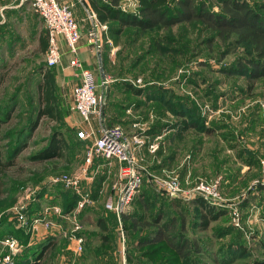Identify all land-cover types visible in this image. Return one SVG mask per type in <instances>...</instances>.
Returning <instances> with one entry per match:
<instances>
[{
    "label": "rangeland",
    "instance_id": "obj_1",
    "mask_svg": "<svg viewBox=\"0 0 264 264\" xmlns=\"http://www.w3.org/2000/svg\"><path fill=\"white\" fill-rule=\"evenodd\" d=\"M205 1L214 12L220 10L219 0ZM246 1L257 7L264 0ZM124 2L123 8L129 4L128 8L134 9L131 0ZM18 3L28 4L23 0H0V257L6 250L1 244V221L8 217L16 224V206L35 198L47 185L48 177L81 167L79 154L76 160L70 155V144L60 157L38 159L33 155L47 144L56 129L69 128L66 138L73 147L80 146V153L87 144L77 134L84 123L79 117L64 120L61 115L55 121L36 115L37 84L41 68L47 67L45 52L34 41L32 22L37 16L30 4L34 14L29 16L30 25L21 19L8 22ZM110 29L114 40L108 43L109 50L103 44L100 52L93 51V70L105 103L109 100L106 91L113 95L117 114L111 123L120 125L129 140L138 142L132 143L134 152L147 167L163 165L160 172L181 177L190 163L188 176L193 181L221 176V193L232 205L201 229L197 209L190 200L166 196L151 186L163 197L150 204L149 200L148 209L143 210L137 192L125 210L141 211L148 217L161 199L167 204L163 218L178 216L182 208L188 226L186 235L197 240L199 250L192 248L187 257H179L168 248L152 252L156 246L136 248L132 240L138 232L123 225V241L120 229L110 242H97L91 235L80 252L74 250L68 235H54L55 242L62 239V243L51 253L48 248L41 264H123V253L125 264H155L164 262L165 257L168 264H264V187L258 186L264 174V77L250 86L244 71L235 67L240 58L252 55L251 48L237 43L234 36L220 40L199 22L157 26L147 31L127 28L120 34L115 33L112 24ZM2 30L11 34L8 39L15 34L20 42L13 40L10 45L8 39L1 41ZM50 69L56 71L54 67ZM61 106L58 110L62 113ZM177 107L183 111L192 109V117L204 118L213 131L179 132V118L174 113ZM163 124L173 125L165 136L161 133L166 125L159 132H150L152 127ZM221 124L230 130L217 129ZM224 132L231 136L226 137ZM150 141L156 147L152 151ZM224 178L233 180L227 183ZM46 201L41 199L40 203ZM100 213H86L89 231Z\"/></svg>",
    "mask_w": 264,
    "mask_h": 264
},
{
    "label": "trees",
    "instance_id": "obj_2",
    "mask_svg": "<svg viewBox=\"0 0 264 264\" xmlns=\"http://www.w3.org/2000/svg\"><path fill=\"white\" fill-rule=\"evenodd\" d=\"M87 1L100 22H112L116 34L122 33L125 28L147 31L157 26L169 28L178 23L199 22L211 30L220 40H226L234 36L237 43L247 44L252 52V55L239 59L235 66L236 69L244 71L243 73L250 82V86L258 78L264 77V1L257 7H253L246 0H219L220 10L218 12L211 10L205 0H135L136 5L133 10L128 7L123 8L125 0ZM40 40L42 51H46L48 44L46 33L45 36L40 37ZM40 73L41 78L37 84L38 108L36 115L37 117H46L58 121L62 116L58 110L54 74L49 67H45V69L42 67ZM108 94L107 90V97ZM106 104L107 100L105 106ZM174 113L179 118V123L176 124L179 125V132L188 129L197 130L198 132L213 131V126H207L204 123V118H198L199 116H197V119H195L192 117L194 115L192 109L183 111L180 107H177ZM104 122L107 125L115 124L106 119H104ZM164 125H166L164 129L173 127L171 124H163L159 127H152L150 132L154 133L156 130L159 132ZM66 148L69 149V144L65 132L56 129L50 134L47 144L33 157L38 159L60 157L63 156ZM70 149L73 150L74 147L71 146ZM161 167L157 165L148 168L153 172L161 173ZM151 186L152 184L144 178V182L138 191L137 196L143 210L144 208L148 209L147 203L149 200L150 204L152 200L155 202V200L163 197L154 192L152 190L153 186ZM258 186L264 187L261 184ZM50 193L54 195L53 198L48 197ZM34 199L27 201L25 214L28 221L40 210L41 199H46L49 204H60L64 212L71 210L76 203V195L70 189L61 186H56L54 190H49L45 186ZM164 200H160L159 207L149 212L148 217H145L141 211L135 212L137 210L134 209L123 210L119 215L121 226L124 225L123 228H128L132 232H138L132 240L135 241L134 246L136 248L151 245L156 246L151 252L160 248H168L173 250L175 255L179 257H187L192 248L199 250L197 240L187 237L186 214L182 208H179V205L176 206L179 208L178 216L169 215L163 218V209L167 205L166 200ZM190 201L197 209L198 225L201 229H205L210 221L225 213L226 208L211 205L202 198L198 197ZM14 217V223L16 222V224L10 222L8 217L1 221V240L8 235H12L23 244L22 250L14 255L13 264H41L40 259L45 255L48 248L51 253L52 250L58 249L61 245L62 239L58 243L55 242L54 238L56 236L52 233H47L38 243L28 244L30 233L26 232L25 228L19 225L17 217ZM97 223L100 231L105 232L100 243L113 240L114 235L108 231L105 219L99 216ZM126 233L128 232L125 231V236ZM6 251L7 248L4 252ZM167 260L168 258L165 257L164 262L157 261L155 264H168L165 262ZM142 264L153 263L142 262Z\"/></svg>",
    "mask_w": 264,
    "mask_h": 264
},
{
    "label": "built area",
    "instance_id": "obj_3",
    "mask_svg": "<svg viewBox=\"0 0 264 264\" xmlns=\"http://www.w3.org/2000/svg\"><path fill=\"white\" fill-rule=\"evenodd\" d=\"M23 1H27L32 6L43 22L48 39L45 51V64L47 67L50 68L62 62L63 51L60 37L65 40L67 51L71 55L68 63L78 70L79 78L78 83L72 87L71 109L77 112L84 122L85 126L80 128L77 134L80 139L87 142L83 165L75 172L61 174L50 179V183H60L64 188L70 189L76 195L74 207L64 212L57 204H47L28 221L25 214L27 201L19 204L15 208V216L19 221V225L24 227L26 232L36 231L38 225L54 231L55 228L60 227V222L52 219L51 214H57L61 219L68 221L70 225V229L63 231L62 235L69 236V239L74 243L76 252L82 251L84 238L80 234L82 224L79 214L90 203L91 195L90 191L83 187L81 182L94 158L115 160L118 164V172L112 183V189L116 193L115 199L109 198L105 202V208L112 210L116 214L122 241L124 236L119 215L125 210L133 195L140 190L144 178L159 193L169 197H178L186 201L199 197L211 205L222 208L232 205L221 193V176H217L212 180L197 179L193 181L189 176L181 178L178 175L166 174L164 171L161 173L153 172L141 162L142 159L134 152L132 143L138 142L129 140L120 125H107L104 122L101 117V109L105 104V94L99 88L100 86L97 83L94 72L90 68L85 67L78 56L81 32L73 9L77 3L86 2L87 0ZM131 4L134 8L136 1L131 0ZM128 5H125V8L129 7ZM86 13L90 20L85 32L86 41L96 52H100L103 45L102 34L107 29V26L99 21L95 11L88 4H86ZM93 117L98 121L97 128L92 125ZM148 147L151 151L156 148L152 143ZM258 184L264 185V174ZM233 213L235 216L236 212L234 211ZM1 244L7 248V251L1 254L0 264H13L14 255L22 250L23 244L12 235L3 238ZM122 258L123 264H125L124 253Z\"/></svg>",
    "mask_w": 264,
    "mask_h": 264
},
{
    "label": "crops",
    "instance_id": "obj_4",
    "mask_svg": "<svg viewBox=\"0 0 264 264\" xmlns=\"http://www.w3.org/2000/svg\"><path fill=\"white\" fill-rule=\"evenodd\" d=\"M59 1H64V0H59ZM86 4H89L88 1L82 2V3H77L73 9L74 16L78 22V26H79V29L81 32V39L79 42L80 47H79L78 56H79L80 60L82 61L83 65L85 67L90 68L94 72L93 69L96 66L95 57H94L95 54L93 53L94 49L87 43L86 37H85L86 29L88 28V26L90 24V20L88 19L87 13H86ZM33 15L34 14L31 10L30 6L27 3H22V4L18 3L16 5V7L14 6L13 12L11 14H9L8 22H11V21L14 22V21H16V19L17 20L21 19L25 22L26 25H30V23L28 24L29 16L33 17ZM35 16H37V18L35 19V22H32V29L34 31V35L36 36L34 41L37 44L39 43V45H41L40 44V42H41L40 37L45 36L46 32H45V28H44V25H43L41 18L36 14H35ZM21 24H22V21H21ZM105 24L107 26V29L104 30V32L102 34V42L105 45L107 44L106 50H109L110 44H108V43H110V42L112 43V41L114 40V37H112V31L110 29V25L112 24V22H107ZM126 29L127 28H125L124 31ZM10 35L11 34L9 32L2 30L1 41H3V40L7 41L8 37H10ZM15 37H17V38H15ZM13 40L17 43L20 42L19 37L15 34H14V38L12 40H11V38L8 39V43H10V45H11V41H13ZM60 43H61V48L63 51L62 62L56 66H53L56 69V71L52 70L54 77H55V94L57 96L58 109L62 105L61 107H63L62 108L63 112L62 113L60 112V114L64 115L63 116L64 120H68L70 117H74V116H77L82 120V118L79 116V114L71 109L72 87L76 83H78V81H79L78 70L75 69L74 67L70 66L68 63L71 55L67 51V47H66L65 40L63 37H60ZM15 45L16 44H14V46ZM43 52H45V51H43ZM53 67H50V68H53ZM43 68L45 69V67H43ZM94 74H95V72H94ZM95 77H96V75H95ZM108 97H109L108 103L106 104V106H103V108L101 109V117L106 119L107 121H112L116 117V114H117V112L113 110V109H115L116 105L114 102H112L113 101L112 100L113 95L110 92L108 94ZM92 125L95 128L98 127V121L95 117L92 118ZM83 126H85L84 123H83L82 127ZM220 127H223L224 131H228V129L230 130V128L227 125L221 124V125L217 126V129H220ZM168 130L169 129L163 130V133H161L162 134L161 136L162 137L165 136L166 135L165 133ZM67 131H70L69 128L64 130L63 132H67ZM224 133H225L226 137L228 135H230V134H228V132H224ZM224 138H225V136L223 137V139ZM67 140H68V144H70V146H73L70 143L71 140L70 139H67ZM148 143L150 144L152 142L150 141ZM262 145L264 146V143ZM79 147L80 146H77V144H76V147H74V149L71 150L70 155L74 160H76L75 156L76 155L78 156V154H79L78 165L82 166L84 163L85 151L82 148L83 153H80L81 149ZM76 148H77V150H76ZM238 161H240V160H238ZM244 164H246V163H244ZM191 168H192V166H190V163H189V167L186 169L187 170L186 175L181 176V178L188 176L189 173H191V170H192ZM161 169H163V167H161ZM117 172H118V164L115 160H105L103 158H94L93 162L88 166L87 174L84 175L81 183H82L83 187L87 188L90 191L91 201L89 204H87L82 209V211L79 214V218H80V221L82 224L80 234L84 238V243L91 240V234H93V238L97 239V242H101L102 236H103V234H105V232L100 231L99 225L97 223V219L99 216H101L105 219L108 231L113 233L114 237H115L116 230L117 231L119 230V221H118L116 214L112 210H108L105 208V202L109 198L115 199L116 193L112 189V183L114 182V180L116 178ZM243 172H244V169H243ZM53 177L54 176H50L46 180L47 181L46 186L48 187V189L54 190L53 188L56 186L63 187L60 183H50V179ZM190 179H192V178H190ZM228 180L231 181V180H233V178L232 179H230V178L225 179L224 178V181H226L227 183L229 182ZM222 182H223V179H222ZM48 197L53 198L54 195L52 193H50L48 195ZM31 200H35V199L33 198ZM47 204H49V203H47V201H46V203H41L40 209H42ZM54 204H57L61 207V205L58 203H54ZM61 209H62V207H61ZM91 210L101 212L97 216V218H95V220L93 221L92 232L87 229V227H89V226H88L87 221L84 219L86 213L88 211H91ZM51 217L55 221L60 222V227L55 228L54 231H51V230L45 229L42 225H38V228L36 231L29 232L30 233V240H29L28 244L29 243L30 244L38 243L39 240L43 239L47 235V233L53 234V232H54V235H60L61 238H63V235H62L63 231H68L70 229L69 222L64 220V219H61L60 216H58L57 214H54V213L51 214Z\"/></svg>",
    "mask_w": 264,
    "mask_h": 264
}]
</instances>
